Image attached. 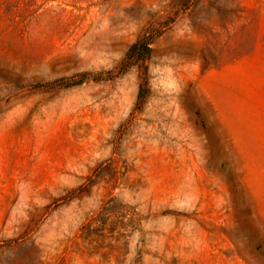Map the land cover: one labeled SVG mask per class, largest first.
Listing matches in <instances>:
<instances>
[{
  "label": "rangeland",
  "instance_id": "1",
  "mask_svg": "<svg viewBox=\"0 0 264 264\" xmlns=\"http://www.w3.org/2000/svg\"><path fill=\"white\" fill-rule=\"evenodd\" d=\"M0 264H264V0H0Z\"/></svg>",
  "mask_w": 264,
  "mask_h": 264
},
{
  "label": "trees",
  "instance_id": "2",
  "mask_svg": "<svg viewBox=\"0 0 264 264\" xmlns=\"http://www.w3.org/2000/svg\"><path fill=\"white\" fill-rule=\"evenodd\" d=\"M153 40H154V37L143 39V40L141 39L135 44H133L128 52L130 57L135 58V59H140V60H144L148 58L152 53L151 44L153 43ZM141 98H142V88H141V92L139 93V100Z\"/></svg>",
  "mask_w": 264,
  "mask_h": 264
}]
</instances>
